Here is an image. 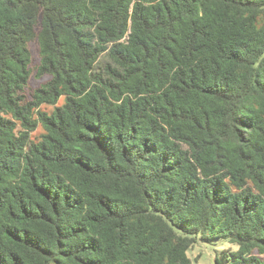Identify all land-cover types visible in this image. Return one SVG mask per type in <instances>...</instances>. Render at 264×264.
Returning a JSON list of instances; mask_svg holds the SVG:
<instances>
[{"label":"trees","instance_id":"1","mask_svg":"<svg viewBox=\"0 0 264 264\" xmlns=\"http://www.w3.org/2000/svg\"><path fill=\"white\" fill-rule=\"evenodd\" d=\"M220 242L264 264V0H0V264Z\"/></svg>","mask_w":264,"mask_h":264},{"label":"rangeland","instance_id":"2","mask_svg":"<svg viewBox=\"0 0 264 264\" xmlns=\"http://www.w3.org/2000/svg\"><path fill=\"white\" fill-rule=\"evenodd\" d=\"M33 83L34 85L37 84L36 81H34ZM42 132L43 129H39L38 132L34 134V136L38 137ZM231 247L234 250L237 249L236 245H232L227 242H220L213 245L198 244L191 252H189V256L191 258L192 264H215L216 253L223 249H228Z\"/></svg>","mask_w":264,"mask_h":264}]
</instances>
